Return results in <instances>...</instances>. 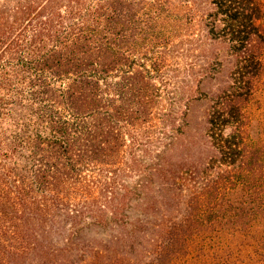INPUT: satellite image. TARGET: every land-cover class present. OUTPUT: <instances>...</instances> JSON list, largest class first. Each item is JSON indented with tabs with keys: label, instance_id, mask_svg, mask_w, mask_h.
I'll use <instances>...</instances> for the list:
<instances>
[{
	"label": "trees",
	"instance_id": "trees-1",
	"mask_svg": "<svg viewBox=\"0 0 264 264\" xmlns=\"http://www.w3.org/2000/svg\"><path fill=\"white\" fill-rule=\"evenodd\" d=\"M263 20L260 0H0V264H264Z\"/></svg>",
	"mask_w": 264,
	"mask_h": 264
},
{
	"label": "rangeland",
	"instance_id": "rangeland-1",
	"mask_svg": "<svg viewBox=\"0 0 264 264\" xmlns=\"http://www.w3.org/2000/svg\"><path fill=\"white\" fill-rule=\"evenodd\" d=\"M263 4L264 9V0H260ZM264 25V20H263ZM219 56H221L222 63L220 64L219 61H216L212 64V67L215 68L216 73H214L213 79L207 80L201 89L204 90L205 94L199 95L198 101L194 102L192 106V111L190 113V120L192 123V127L195 128L194 131H198L200 134V125L202 121L207 118L208 108L210 106V96L211 93L217 89V84L221 80L224 81L228 80L229 77V64L228 61L231 58L224 59L227 55L226 49H220ZM194 63L198 65H203L205 62L204 57L201 55L199 51L194 53ZM179 66L182 68L185 66L184 61L181 60ZM183 71V70H182ZM181 71V73H182ZM185 76L181 74V78ZM248 118H249V126H248V133L250 136L251 143L258 147L261 151L264 152V76L261 80L257 83V91L247 108Z\"/></svg>",
	"mask_w": 264,
	"mask_h": 264
}]
</instances>
